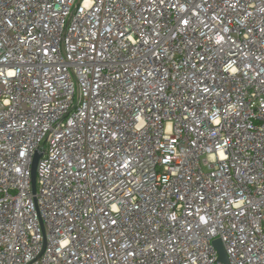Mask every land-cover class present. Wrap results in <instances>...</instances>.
Listing matches in <instances>:
<instances>
[{
	"label": "built area",
	"instance_id": "obj_1",
	"mask_svg": "<svg viewBox=\"0 0 264 264\" xmlns=\"http://www.w3.org/2000/svg\"><path fill=\"white\" fill-rule=\"evenodd\" d=\"M216 239L264 264V0H0V264Z\"/></svg>",
	"mask_w": 264,
	"mask_h": 264
},
{
	"label": "water",
	"instance_id": "obj_2",
	"mask_svg": "<svg viewBox=\"0 0 264 264\" xmlns=\"http://www.w3.org/2000/svg\"><path fill=\"white\" fill-rule=\"evenodd\" d=\"M41 154L42 153L40 151H37L35 153L33 162H32V167H31L32 186H33L34 192H36V168H37L38 161L41 157ZM213 243L219 252V259L223 261L225 264H230L222 241L220 239H216Z\"/></svg>",
	"mask_w": 264,
	"mask_h": 264
}]
</instances>
